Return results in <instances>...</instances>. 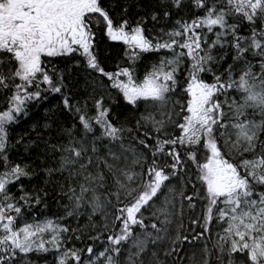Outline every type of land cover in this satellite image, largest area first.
I'll list each match as a JSON object with an SVG mask.
<instances>
[{
  "label": "snow or ice",
  "instance_id": "snow-or-ice-1",
  "mask_svg": "<svg viewBox=\"0 0 264 264\" xmlns=\"http://www.w3.org/2000/svg\"><path fill=\"white\" fill-rule=\"evenodd\" d=\"M0 264H264V0H0Z\"/></svg>",
  "mask_w": 264,
  "mask_h": 264
},
{
  "label": "trees",
  "instance_id": "trees-1",
  "mask_svg": "<svg viewBox=\"0 0 264 264\" xmlns=\"http://www.w3.org/2000/svg\"><path fill=\"white\" fill-rule=\"evenodd\" d=\"M123 49L120 47H117L116 49L112 50V49H108L106 51V54H111V55H115V56H119L122 53ZM150 55V54H149ZM150 62V61H149ZM53 101H54V105H59L60 101L58 99H56L55 97H53ZM48 103V102H45ZM55 110V108H54ZM40 116H43L44 113L40 112L39 113ZM29 119H31V117H29ZM17 131L18 133H25L29 131V126L26 123H22V125H18L17 126ZM31 135H35V133H30ZM52 211L55 212L57 211V209L55 207L52 208ZM49 257L51 258V254H49Z\"/></svg>",
  "mask_w": 264,
  "mask_h": 264
}]
</instances>
